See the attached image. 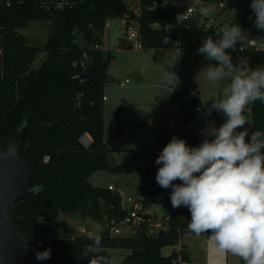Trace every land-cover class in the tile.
<instances>
[{
  "label": "trees",
  "instance_id": "obj_1",
  "mask_svg": "<svg viewBox=\"0 0 264 264\" xmlns=\"http://www.w3.org/2000/svg\"><path fill=\"white\" fill-rule=\"evenodd\" d=\"M164 1L136 0L134 8H130L128 0H84L73 9L49 11L38 6L35 0H12L11 5L0 8V47L3 49L0 68L4 70L0 77V146L26 127L20 154L32 168L29 188L36 190L29 201L16 204L11 218L19 231L29 236L38 252L51 249V257L46 260L49 264H89L92 258L91 253L87 257L82 255L93 245L96 236L73 235V229L60 219L61 214H79L83 219L98 223L111 219L119 223L127 215L119 193L89 182L90 176L98 170L123 173L128 166V163L116 165L113 162V150L104 137L105 86L111 60L104 57L100 48L106 22L135 21L144 48L156 51L198 52L208 36L220 39L214 30L206 29L203 24L197 28L198 19L177 24L173 5ZM235 2L228 0L227 7H234ZM251 11L240 20L231 21V25L238 24L247 32V37L242 38L244 44H237L243 47L238 52L241 58L252 69L264 68V50L251 44L256 19L251 18ZM32 21L52 24L42 47L30 45L20 32ZM80 35L85 41L83 48L77 43ZM166 39L168 42L164 43ZM41 54H46L45 60L38 68H33ZM74 73L87 74L92 79L76 84L72 79ZM171 102L180 107V125L175 136L169 120L160 121L164 141L152 152L151 160L174 136L184 139L190 147L198 146V136L190 123L197 118L202 106L200 93L179 88L173 92ZM251 110L252 130L248 139L255 130L264 132V103L255 101ZM211 119L216 127L225 121L223 114L216 110ZM85 135L91 139L88 146L82 142ZM119 135L117 124L114 137ZM156 173L146 171V178L138 186L144 204L141 223L132 226L138 229L124 237H111L109 230L99 235L101 243L97 249L130 251L123 262L114 264L190 262L184 247L169 255L162 253L166 246H180L184 234L191 232L187 227L191 214L185 206H171V191L158 185ZM153 205L164 209L165 221L156 230L151 227L157 225V217L148 213Z\"/></svg>",
  "mask_w": 264,
  "mask_h": 264
},
{
  "label": "clouds",
  "instance_id": "obj_2",
  "mask_svg": "<svg viewBox=\"0 0 264 264\" xmlns=\"http://www.w3.org/2000/svg\"><path fill=\"white\" fill-rule=\"evenodd\" d=\"M250 7L255 13V26L264 30V0H251ZM198 11L196 26L200 28L204 18L216 9L213 5H199ZM186 18L184 13L178 14L177 24ZM243 32L234 24L220 29V39L208 36L203 40L198 53L217 62L206 67L207 83L214 86L230 81L209 109L221 112L226 119L219 127L203 129L206 137L213 138H205L197 147L174 136L156 159V164L161 165L156 182L161 188L171 189L173 208L189 209V231L197 236L210 233L220 251L241 258L244 264H264V132L255 130L248 139L249 132L244 128L248 124L245 108L257 100L264 103V68L252 69L241 58L234 65L226 52L235 50L238 43L244 44ZM167 42L168 39L164 43ZM163 81L174 89L178 77L166 70ZM177 180L181 183H173ZM100 243L101 237L96 236L82 256L94 254L92 249ZM50 257V248L35 254L38 261ZM94 257L89 264H98ZM103 264L114 261L105 260Z\"/></svg>",
  "mask_w": 264,
  "mask_h": 264
},
{
  "label": "rangeland",
  "instance_id": "obj_3",
  "mask_svg": "<svg viewBox=\"0 0 264 264\" xmlns=\"http://www.w3.org/2000/svg\"><path fill=\"white\" fill-rule=\"evenodd\" d=\"M226 2L227 0H223ZM136 0H128L130 8H134ZM251 0H236L235 6L226 8L219 14L220 19L225 21L240 20L245 13L251 10ZM215 13L218 9L216 3ZM251 18L255 16L250 12ZM136 29L138 25L131 21ZM125 20L115 19L111 21L110 27L104 31L101 49L104 57L111 60L108 65V74L113 81L105 86V94L108 101L104 104L105 141L113 150L112 160L116 165L128 163L127 169L123 173H112L106 170L94 172L89 182L95 187L108 188L110 185L114 192L121 196L122 206L128 210L131 204L128 198H135L138 195V186L146 178V166L152 159V152L157 150L160 141L164 138L160 134L159 124L163 118L169 120L172 133L176 136V130L180 125V107L171 102V96L179 88L199 92L202 99V110L198 111V116L190 123V127L198 136V146L203 142L206 134L202 131L212 126L211 116L215 110L211 108L212 100L222 96V90L230 82L221 81L217 84L209 85L206 81L207 66L216 65L214 60L206 59L204 54L198 52L183 53L179 50L170 51L145 48L143 50L127 48L126 34L124 31ZM51 22H30L20 32L24 34L32 46L42 47L47 41ZM247 37V32L242 33V38ZM264 40V30L255 26L254 41L261 45ZM77 43L80 47H85L84 37L78 36ZM121 45L119 50L116 47ZM232 58L233 64L240 62L241 56L235 51H226ZM46 54L38 56L33 64V68H38L45 60ZM246 61L245 59L241 58ZM168 70L174 72L177 77V86L168 85L163 81V73ZM130 83L121 87L125 80ZM252 103L244 110L248 124L244 126L248 132L252 129ZM167 116V117H164ZM154 118V125L150 124V119ZM225 118V116L223 115ZM226 119V118H225ZM117 124L120 127V135L114 137ZM123 127L126 129L123 131ZM244 129H238L242 131ZM130 133V134H129ZM90 138V137H89ZM167 192L171 189H165ZM148 213L157 217V225L151 227L156 230L164 223V209L160 205H153L148 208ZM60 219L65 221L73 229V235L99 236L103 229V223H98L92 219H83L79 214L70 216L62 215ZM121 236H128L134 229L122 224ZM90 231V232H89ZM89 232V234H88ZM180 247H184L190 257V262L179 260V264H244V261L219 250L217 244L210 238V233H203L200 236L193 232L184 234L180 240ZM173 249L166 246L162 249L164 255H169ZM129 250L99 248L95 250V257L98 262L114 261L121 263L129 254Z\"/></svg>",
  "mask_w": 264,
  "mask_h": 264
},
{
  "label": "water",
  "instance_id": "obj_4",
  "mask_svg": "<svg viewBox=\"0 0 264 264\" xmlns=\"http://www.w3.org/2000/svg\"><path fill=\"white\" fill-rule=\"evenodd\" d=\"M72 79L76 84H85L92 77L74 73ZM111 81L113 79L108 77L107 83ZM25 132L24 126L6 145L0 146V264H49L46 260H36L38 251L11 218L17 203L29 201L36 194L34 188H29L32 168L20 154Z\"/></svg>",
  "mask_w": 264,
  "mask_h": 264
},
{
  "label": "built area",
  "instance_id": "obj_5",
  "mask_svg": "<svg viewBox=\"0 0 264 264\" xmlns=\"http://www.w3.org/2000/svg\"><path fill=\"white\" fill-rule=\"evenodd\" d=\"M38 6H41L42 8L49 10V11H57V10H66V9H73L80 4L84 2V0H35ZM164 2L170 3L173 5L176 17L178 14H185L186 19L181 24H185L193 19H200L199 17V11L198 6H208L212 2L216 3L217 8L219 7L221 10L217 11V13H214L213 15L204 18L203 25L206 29H212L217 33H219L220 29L224 26H232L231 22H227L225 20L220 19L219 14L222 10H224L227 7V3L223 0H165ZM12 0H0V8H4L6 6L11 5ZM112 20H108L106 22L105 28L110 27ZM124 31L126 34V44L125 47L127 48H133L138 50H143L144 45L143 42L140 39L139 31L134 27V25L130 22H125L124 25ZM217 36L220 38V36L217 34ZM177 44V42H176ZM251 44H253L256 48L264 50V40L261 45H258L255 43V41H251ZM98 48L99 46H95ZM121 48V45H118L116 47V50H119ZM234 50V49H233ZM243 50V47H238L234 50L236 53ZM3 57V49L0 47V58ZM4 70L3 68H0V77H3ZM130 83V81L127 79L125 82L121 83L120 85L123 87ZM106 99V97L104 98ZM90 140L88 137L84 136L82 138V142L84 145L88 146L90 144ZM156 158L151 160L147 166V171L150 172H157L158 168L161 167V165L156 164V159L159 156V153H155ZM109 189L114 190L112 186L109 187ZM128 202L131 204V207L127 210V215L123 218V220L119 223L116 222L115 219H111L109 221H106L103 223L104 229L103 231L109 230V234L111 237H117L121 235V225H127L129 227H132L133 225H139L142 221L141 218V212L144 210V204H143V198L138 194L135 198H128ZM102 231V232H103ZM90 232V231H89ZM88 232V234H89ZM90 237H95L92 234H89ZM95 250H97L96 247L92 249V257L95 255Z\"/></svg>",
  "mask_w": 264,
  "mask_h": 264
},
{
  "label": "crops",
  "instance_id": "obj_6",
  "mask_svg": "<svg viewBox=\"0 0 264 264\" xmlns=\"http://www.w3.org/2000/svg\"><path fill=\"white\" fill-rule=\"evenodd\" d=\"M227 1H228V0H227ZM227 1H226V3H227ZM218 8H219V7H218ZM226 8H227V7H226ZM226 8H225V9H226ZM219 10H221V9L219 8L218 11H219ZM233 21H234V20H233ZM227 22H231V21H227ZM102 44H104V43H102ZM101 46H102V45H101ZM101 46H100V48H101ZM164 51H170V50H164ZM128 84H129V83H128ZM125 86H126V85H125ZM125 86H123V87H125ZM121 87H122V86H121ZM105 97H106L105 101H108V98H107V95H106V94H105ZM201 110H202V108H200V111H201ZM251 111H252V110H251ZM164 117H167V116H164ZM104 120H105V114H104ZM154 123H155V121H154V118L152 117V118L150 119V124H151V125H152V124L154 125ZM120 127H121V126H120ZM122 130L125 131L126 129L123 127ZM251 130H252V129H251ZM129 134H130V133H129ZM149 162H150V161H149ZM149 162H148V163H149ZM110 186H112V185H110ZM110 186H109V187H110ZM109 187H108V188H109ZM170 248L173 249L172 251H174L175 248H177V249L179 250V249H180V246H177V247H170ZM129 253H130V252H129Z\"/></svg>",
  "mask_w": 264,
  "mask_h": 264
}]
</instances>
